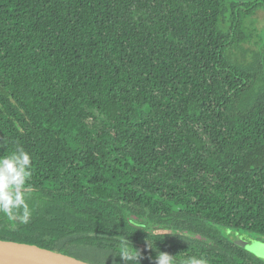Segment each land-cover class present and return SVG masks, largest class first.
Wrapping results in <instances>:
<instances>
[{
    "label": "trees",
    "instance_id": "obj_1",
    "mask_svg": "<svg viewBox=\"0 0 264 264\" xmlns=\"http://www.w3.org/2000/svg\"><path fill=\"white\" fill-rule=\"evenodd\" d=\"M258 12L264 0H0V156L33 159L32 218L0 214V240L91 264H127L125 244L136 264H264L224 233L264 240Z\"/></svg>",
    "mask_w": 264,
    "mask_h": 264
},
{
    "label": "clouds",
    "instance_id": "obj_2",
    "mask_svg": "<svg viewBox=\"0 0 264 264\" xmlns=\"http://www.w3.org/2000/svg\"><path fill=\"white\" fill-rule=\"evenodd\" d=\"M32 164V155L20 146L15 147L8 155L0 156V214L19 224H28L32 218L27 195L31 188L26 187L32 174ZM138 227L143 229L144 225ZM249 247L250 250L257 247L264 249V240H252ZM120 258L127 264L129 262L136 264L139 253L133 254L125 244ZM155 264H174V259L168 253L160 252L155 258ZM185 264H207V261L193 256L188 258Z\"/></svg>",
    "mask_w": 264,
    "mask_h": 264
},
{
    "label": "water",
    "instance_id": "obj_3",
    "mask_svg": "<svg viewBox=\"0 0 264 264\" xmlns=\"http://www.w3.org/2000/svg\"><path fill=\"white\" fill-rule=\"evenodd\" d=\"M236 2H250L253 0H233ZM264 37V32H263ZM255 238L246 237L238 239L236 245L242 247L248 252L254 254L258 258H264V249L256 248L250 250V244ZM0 261L6 263L17 264H91L72 256L65 255L60 252H55L40 248L35 245L17 243L13 241L0 240Z\"/></svg>",
    "mask_w": 264,
    "mask_h": 264
},
{
    "label": "rangeland",
    "instance_id": "obj_4",
    "mask_svg": "<svg viewBox=\"0 0 264 264\" xmlns=\"http://www.w3.org/2000/svg\"><path fill=\"white\" fill-rule=\"evenodd\" d=\"M264 14L261 12H258L256 17V23H255V27L261 32V30L264 27V18H263ZM260 34V33H259ZM160 232V231H159ZM224 233L226 234V236H228L229 239L236 241L240 238L245 239L246 237H248V235H246L245 233H240L238 231H232V230H226L224 229ZM264 260V258H262Z\"/></svg>",
    "mask_w": 264,
    "mask_h": 264
},
{
    "label": "bare ground",
    "instance_id": "obj_5",
    "mask_svg": "<svg viewBox=\"0 0 264 264\" xmlns=\"http://www.w3.org/2000/svg\"><path fill=\"white\" fill-rule=\"evenodd\" d=\"M0 264H17V263H6V262L0 261Z\"/></svg>",
    "mask_w": 264,
    "mask_h": 264
}]
</instances>
